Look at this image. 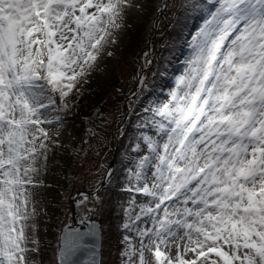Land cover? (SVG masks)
I'll use <instances>...</instances> for the list:
<instances>
[{
    "label": "snow or ice",
    "instance_id": "1",
    "mask_svg": "<svg viewBox=\"0 0 264 264\" xmlns=\"http://www.w3.org/2000/svg\"><path fill=\"white\" fill-rule=\"evenodd\" d=\"M181 7L204 21L169 98L146 109L155 135L141 138L129 191L149 200L123 225L138 237H124L123 264H264V0ZM133 8L143 4L0 0V264H33L35 190L58 134L45 125L64 123ZM97 227L63 236L61 264H77Z\"/></svg>",
    "mask_w": 264,
    "mask_h": 264
},
{
    "label": "rangeland",
    "instance_id": "2",
    "mask_svg": "<svg viewBox=\"0 0 264 264\" xmlns=\"http://www.w3.org/2000/svg\"><path fill=\"white\" fill-rule=\"evenodd\" d=\"M167 2L168 6L163 10L161 14H159V10L164 4V1L162 0V6L157 12V17H155L152 22L154 28L152 32V35L154 33V38L152 41V54H154L159 37L165 31L175 8L176 0H167ZM136 3L143 4V8H133L128 11L124 26L118 32L117 42L111 47H109L107 51L102 54L101 57L95 62L87 78L94 75L97 79L108 80L109 76H111V69L114 66L120 64V55L122 53L123 42L127 37L128 30L136 26L137 23L145 21V0H136ZM202 25L203 22H200V25L198 24L197 26L189 29V33H187V37L181 44L179 51L174 57L171 58L170 64L166 72L164 73L160 82L155 86L154 93L152 95H148V100L146 99L142 103L140 101V107L135 109L134 104L141 96L142 90L150 79V72L152 67L148 69V72L144 77V84L142 90L139 93L138 97L134 100V103L130 106V113L133 112V109H135L134 112L136 113V115H138L141 120H143L140 122H143L144 125L147 124L151 118V114L147 112L146 109L153 108L156 105L165 102L169 98V93L175 86L176 77H178L184 71L186 61L193 54V37L196 36ZM107 52H111V55H108ZM149 63L150 57L146 51L145 54H143L142 56L140 66H132L129 68H125L123 66V68L121 69L122 75L118 88L113 91L112 96L110 97L109 101L106 102V104H100V106H98V113L100 116L90 122V124L92 125H90L89 127H93L92 132H94V134L86 133L87 141H85L86 146L84 149L87 148V153L85 154V158H83L82 160L83 164L79 166L75 176H73L74 179L70 184L69 189L67 190L68 192L64 193V196L61 197L60 195L55 194L53 199V197H51V195L49 194L50 191H47V187L43 185L44 183L38 189L35 190L37 193L36 205L40 206V208L46 211H51L54 207H56L55 204L59 206L60 209L53 214L60 215L59 218H61V224L57 230V233L56 231L53 232V227L51 226L47 228L46 232L41 236V241L39 242V244L40 246H42V248L39 249L38 247L40 255H38V251L32 253L33 264H57V252L59 246L58 243L59 236L61 233V226L68 220V218H71V194H75L80 190H93L97 188L100 183L104 180L107 171L110 167L115 150V142L113 137L126 113V101L132 96V94L139 86V78L141 77L144 69L149 65ZM85 81L81 85H78L79 89L83 86ZM75 92L76 89H73V92L70 93V96ZM84 99L87 100L88 104L91 106H95L97 104L96 101L92 100L91 98H87L86 96H84ZM53 115L55 114L53 113ZM129 116L127 117V119L129 118ZM49 119H51V116L49 117ZM125 123L121 127L120 132L124 129ZM45 127L49 128L50 133H58L55 136V140H59L60 142L64 141L65 144L71 143L69 135L72 132L78 133V130L74 127H67L69 129L63 131L60 128V124H56L55 122L52 125H45ZM143 127V132L146 135H155L153 128L146 126ZM88 129L90 130L91 128ZM119 136L120 135H118V138ZM84 149L82 151V154L84 153ZM119 150L120 142L118 139L117 156L119 155V153H121ZM147 151V147L143 142H140V148L137 150H125V169L131 171L132 173L136 171L139 159L143 155H145ZM114 170L109 179L113 176ZM134 185L135 179L133 177L131 184L128 188H118L114 193L115 197H117L123 203H126L127 208L132 210V216H135L139 213V205L146 204L149 200V198L143 196V194L136 193L134 190L129 191V189L133 188ZM103 198V195L96 196L95 194L91 196L78 197L76 199L78 218L89 219L92 216H95L96 219L101 220L100 206L103 203ZM133 199H135L136 205H132L131 201ZM41 218V215H38V219L40 221H42ZM140 226L150 227L151 223L148 222L147 224H141ZM125 236L132 237L134 243L138 240V237H136V233L134 231H128L125 228L120 231L115 238H110V241L107 243L106 241L104 242L105 238L103 234L102 255L103 251H105L107 255L106 257L108 258L106 264H115L116 260L124 261L125 257L122 256V253L127 247V242L124 239Z\"/></svg>",
    "mask_w": 264,
    "mask_h": 264
},
{
    "label": "trees",
    "instance_id": "3",
    "mask_svg": "<svg viewBox=\"0 0 264 264\" xmlns=\"http://www.w3.org/2000/svg\"><path fill=\"white\" fill-rule=\"evenodd\" d=\"M185 3V0H176L174 11L171 15L169 23L165 31L160 35L157 46L154 51L155 61L150 72L149 82L142 90L141 96L134 104V108L137 109L139 102L145 101L148 95H152L155 90V86L160 82L164 73L166 72L170 60L174 57L180 49L181 44L187 37L189 29L200 25V22L204 21V16L198 12H192L191 10H185L181 7ZM145 21L137 23L136 26L128 30L127 37L123 42L122 53L120 55V64L114 66L111 69L108 80L97 79L96 76H90L86 79L83 86L79 89V94L73 93L69 96V103L72 111L64 114V123L60 124V128L66 131L67 127L75 128L77 132H72L69 137L71 143L64 141H56L51 146L49 153V166L47 172L43 175V185L47 187V191H50L51 197L55 194L64 196L67 193L70 184L72 183L75 174L80 165L83 164V158L87 153L86 133L94 134L93 127H89L90 122L93 119L98 118V106L100 104H106L120 84L121 69L138 67L141 64L143 54L148 50L150 39L153 32V20L157 17V12L162 6V0H145ZM104 66V65H103ZM121 67V68H120ZM84 96L96 101L95 106L88 104ZM148 100V99H147ZM130 113L124 129L120 132V152L117 156L116 166L113 176L106 182L105 186L95 195H103V203L100 206L102 228L104 234V242H109L110 238H115L116 235L124 229L123 225L129 221L130 212L127 208V204L123 203L114 193L118 188H128L131 184L133 173L125 169V150L134 149L137 150L136 145L142 142V136L146 134L143 132V122L138 115L134 112ZM71 119V120H69ZM73 119V120H72ZM76 119V120H74ZM88 128H91L90 130ZM87 131V132H86ZM62 132V131H61ZM84 149V153L82 151ZM84 155V156H83ZM81 191V190H80ZM74 195L73 193L71 194ZM37 206V216L35 217V223L37 224L36 237L38 241H41V236L46 232L47 228L53 227V232L60 227L61 218L60 215H55L60 208L56 207L51 211H46L40 206ZM77 211V206H76ZM78 213V212H77ZM38 215H41L42 221L38 219ZM39 249L42 248L40 244ZM38 255L40 252L38 250ZM102 263L106 264L108 258L106 252L103 251ZM115 264H123V261L116 260Z\"/></svg>",
    "mask_w": 264,
    "mask_h": 264
},
{
    "label": "water",
    "instance_id": "4",
    "mask_svg": "<svg viewBox=\"0 0 264 264\" xmlns=\"http://www.w3.org/2000/svg\"><path fill=\"white\" fill-rule=\"evenodd\" d=\"M164 4L162 6V8L159 10V14H161L163 12V10L168 6V2L167 0H163ZM154 38V33L151 36L150 39V44L147 50V54L150 57V63L149 65L144 69L141 77L139 78V86L137 87V89L135 90V92L132 94V96L126 101V113L125 116L122 119V122L120 123V125L117 128V131L113 137L114 142H115V150H114V154L112 157V161L110 164V167L107 171V174L104 178V180L100 183V185L93 189V190H81L76 192L72 198H71V203H72V212H71V218H68V220L62 224L61 226V233L59 236V243H58V252H57V264H61V257H60V250L63 246V236L68 233L71 232L72 230H77L81 233H89L91 230V226L93 224L97 225V229L96 231H98L99 235L98 237L95 235H86L85 236V241H84V245L81 247V249L76 253V255L73 257V259H75L77 261V264H88V262L90 260H92L93 258L97 261H99V264L102 263V244H103V228H102V220H98L96 219L95 216H92L89 219H82V218H78V213L76 211V199L80 196H91L96 194L97 192H99L106 184V182L108 181L109 177L111 176L113 170H114V166H115V162H116V158H117V154H118V135L119 132L121 130V127L123 126V124L126 122L127 117L129 116L130 113V106L134 103V100L138 97L139 93L142 90L143 84H144V77L146 76L148 69L150 67L153 66L154 61H155V56L152 54V41Z\"/></svg>",
    "mask_w": 264,
    "mask_h": 264
}]
</instances>
